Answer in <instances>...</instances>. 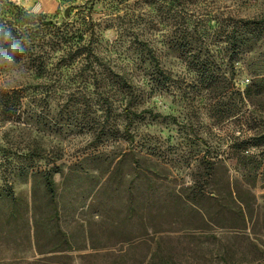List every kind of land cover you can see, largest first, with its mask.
Wrapping results in <instances>:
<instances>
[{"label": "rangeland", "instance_id": "1", "mask_svg": "<svg viewBox=\"0 0 264 264\" xmlns=\"http://www.w3.org/2000/svg\"><path fill=\"white\" fill-rule=\"evenodd\" d=\"M8 1L78 55L0 63V264H264V0Z\"/></svg>", "mask_w": 264, "mask_h": 264}, {"label": "trees", "instance_id": "2", "mask_svg": "<svg viewBox=\"0 0 264 264\" xmlns=\"http://www.w3.org/2000/svg\"><path fill=\"white\" fill-rule=\"evenodd\" d=\"M9 2L8 0H0V63L8 62H23L28 65L37 73H41L45 69V61L49 58L50 52L55 49H60L62 55L74 58L76 51H72L71 45L65 44L62 41L63 36L59 35L54 39H46L45 35L41 32V26L53 27V30L58 31L59 26L55 21L45 19L41 15H33L27 13L20 7L14 10H4L3 5ZM74 6H67L65 13ZM8 15H7V14ZM67 45V46H65ZM62 46H64L62 48ZM60 53V54H61ZM6 98H0V104L5 108L11 110L17 108L20 104V94L18 90H12L10 93L4 91L3 94ZM252 170V169H251ZM249 175L252 171H247ZM50 169H45L41 173V181L44 190L49 193L51 202L55 194V181ZM53 215L57 216V208L53 204ZM38 226H41L38 223ZM49 231L57 237L58 250H64L72 247L71 241L68 236H64V232L58 227L57 224L48 225Z\"/></svg>", "mask_w": 264, "mask_h": 264}]
</instances>
